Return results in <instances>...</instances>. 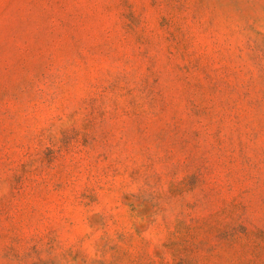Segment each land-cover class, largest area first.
Returning a JSON list of instances; mask_svg holds the SVG:
<instances>
[{"label": "rangeland", "instance_id": "obj_1", "mask_svg": "<svg viewBox=\"0 0 264 264\" xmlns=\"http://www.w3.org/2000/svg\"><path fill=\"white\" fill-rule=\"evenodd\" d=\"M0 264H264V0H0Z\"/></svg>", "mask_w": 264, "mask_h": 264}]
</instances>
